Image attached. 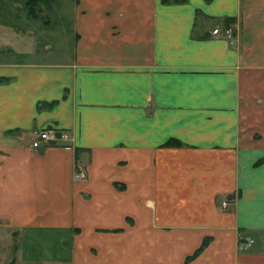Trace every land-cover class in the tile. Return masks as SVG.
I'll return each mask as SVG.
<instances>
[{
	"label": "crops",
	"instance_id": "0c3cea01",
	"mask_svg": "<svg viewBox=\"0 0 264 264\" xmlns=\"http://www.w3.org/2000/svg\"><path fill=\"white\" fill-rule=\"evenodd\" d=\"M242 2L0 0V228L21 264H264V0ZM44 128L68 140L33 147Z\"/></svg>",
	"mask_w": 264,
	"mask_h": 264
},
{
	"label": "rangeland",
	"instance_id": "374dc122",
	"mask_svg": "<svg viewBox=\"0 0 264 264\" xmlns=\"http://www.w3.org/2000/svg\"><path fill=\"white\" fill-rule=\"evenodd\" d=\"M186 1L187 0L181 3H185ZM167 3H170V2H167ZM241 3H243L242 0H241ZM41 17H43L42 13H41ZM227 18H233L234 20L230 22L228 25H226ZM235 22H236V17H226L223 19V21L222 20L215 21L214 25L216 28L219 29V34H221L222 36L229 37V35L225 32V29H232L233 31V27L231 25L234 26ZM18 245H19L18 236H16L15 234H12L11 230L8 228H3V227L0 228V264H21L18 259ZM134 253L137 259L139 256H142L143 250L141 251L136 250ZM146 254L147 252H144V256ZM123 255L124 257L117 256V260L119 261V264H126V261L128 260L127 258L128 252L123 251Z\"/></svg>",
	"mask_w": 264,
	"mask_h": 264
},
{
	"label": "built area",
	"instance_id": "2783aa9c",
	"mask_svg": "<svg viewBox=\"0 0 264 264\" xmlns=\"http://www.w3.org/2000/svg\"><path fill=\"white\" fill-rule=\"evenodd\" d=\"M225 32L230 36L231 34L230 29H225ZM212 33L213 35L218 34L219 29L214 28ZM66 140H68V135L65 132H60L52 128H44V129L38 130V132L33 136L31 145L33 147H39V146H43L44 144L60 143ZM84 177H85V173L83 169L77 167L74 172V179L78 181V180L84 179ZM227 204H228L227 201H223L222 207H226ZM251 241L252 240H250V242Z\"/></svg>",
	"mask_w": 264,
	"mask_h": 264
},
{
	"label": "trees",
	"instance_id": "16d2710c",
	"mask_svg": "<svg viewBox=\"0 0 264 264\" xmlns=\"http://www.w3.org/2000/svg\"><path fill=\"white\" fill-rule=\"evenodd\" d=\"M25 1V6L27 8V11L29 13L30 16L34 17V18H38L41 17V13H42V3L44 0H24ZM163 3H167V2H175V3H181L184 2L185 0H161ZM234 19L233 18H227L226 19V25H228L230 22H232ZM50 104L47 103H42L39 104L38 108L41 109L42 107H46ZM165 145L167 146H178L181 145L180 141L176 140V139H170L168 140ZM264 161V159H261L259 162ZM208 243V238H204L203 242L201 243V245L194 250V252L187 256L185 258L186 262L191 261L192 259H194L196 256L199 255V253L203 250V248L206 246V244Z\"/></svg>",
	"mask_w": 264,
	"mask_h": 264
}]
</instances>
